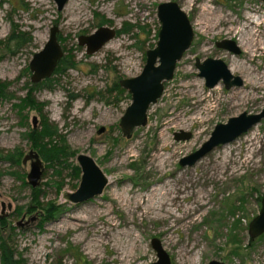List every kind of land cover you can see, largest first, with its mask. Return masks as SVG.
Masks as SVG:
<instances>
[{
  "label": "rangeland",
  "instance_id": "1",
  "mask_svg": "<svg viewBox=\"0 0 264 264\" xmlns=\"http://www.w3.org/2000/svg\"><path fill=\"white\" fill-rule=\"evenodd\" d=\"M166 2L177 3L186 13L194 39L177 63L172 80L164 84L162 96L150 106L146 125L124 139L118 123L131 101L111 89L120 80L141 73L146 51L157 42V7ZM101 23L105 25L99 26ZM53 26L59 29L63 58L74 61L75 68L53 76L52 89L35 93L43 110L40 114L26 110L24 122L12 106L15 101L0 100V217L7 222L4 236L14 228L18 263L152 264L157 260L151 247L155 238L171 264H208L212 260L264 264V234L254 240L248 235L249 223L260 211L264 192V119L234 142L215 148L194 166L179 165L183 157L208 140L216 125L263 109L264 88L255 95L247 84L264 73V3L68 0L57 11L53 0H0V43H5L13 29L32 37L31 45L15 54L0 45V82L10 83L16 97L26 95L25 84L30 83L31 76L29 62L47 42ZM125 26H131V31L116 34L91 56L77 44L80 36L91 35L100 27L118 33ZM256 30L262 35L251 37V43L245 34ZM221 40L234 41L240 54L216 48ZM197 59H220L228 68L233 64L236 70L230 72L242 79V86L226 90L219 82L221 91L214 89L217 85L206 88L195 67ZM261 79L257 81L261 83ZM73 96L77 97L70 99ZM43 119L54 131L53 144L67 154L61 164L45 161L26 140L25 133L46 125L42 126ZM101 128L104 132L99 134ZM179 131L191 133V139L176 142L173 134ZM30 151L36 152L42 162L38 202L58 207L56 217L44 225L40 210L31 203L27 183L30 162L22 164ZM12 155H21L19 165L4 161ZM78 155L92 158L108 184L101 195L72 204L65 196L79 186L80 175L73 174ZM173 187L186 190L172 203L176 192ZM194 200L203 202V208L186 217ZM177 216L186 218L177 222ZM73 223L82 227L75 229Z\"/></svg>",
  "mask_w": 264,
  "mask_h": 264
},
{
  "label": "water",
  "instance_id": "2",
  "mask_svg": "<svg viewBox=\"0 0 264 264\" xmlns=\"http://www.w3.org/2000/svg\"><path fill=\"white\" fill-rule=\"evenodd\" d=\"M57 11H61L68 0H53ZM264 3V0H257ZM160 29L155 46L145 53V65L141 73L130 79L119 81V86L130 96V105L120 118L118 127L121 136L129 139L136 128L144 127L147 122V113L151 105L157 103L163 94L164 84L172 80L177 63L190 48L194 39L191 23L186 13L175 2H166L158 5L156 12ZM59 29L53 26L49 38L42 49L33 54L28 69L31 73L30 82L38 84L50 79L58 64L63 58V52L58 41ZM116 37V31L107 27H100L88 36L78 38V46L85 47L86 55H93L101 50L109 41ZM216 48L226 50L233 55H239L238 45L231 40L216 42ZM199 77L204 79L208 89L214 88L221 82L226 90L241 87L240 77L231 74L228 66L220 59H206L195 61ZM264 119V107L256 114L242 113L237 117L229 118L226 123L218 124L212 130L208 140L196 151L183 157L179 161L180 167H192L219 146L234 142L240 136ZM35 121H33L34 123ZM104 129L99 130V134ZM191 133L179 131L173 134L174 140L188 141ZM30 162V171L27 174V183L31 188H37L42 176V162L36 152L30 151L22 159V164ZM80 169L78 188L65 196L72 204H82L102 194L108 184L107 178L95 161L87 155H78L76 158ZM10 205L8 209L10 210ZM2 218V217H0ZM264 234V192L261 197V207L258 215L249 223L248 235L254 240ZM151 247L156 253V261L152 264H171L168 254L164 251L158 239H152ZM208 264H223L212 260Z\"/></svg>",
  "mask_w": 264,
  "mask_h": 264
},
{
  "label": "trees",
  "instance_id": "3",
  "mask_svg": "<svg viewBox=\"0 0 264 264\" xmlns=\"http://www.w3.org/2000/svg\"><path fill=\"white\" fill-rule=\"evenodd\" d=\"M104 23L99 24V26H104ZM132 29L131 26L124 27L118 31L117 34L121 35L124 33L130 32ZM157 40V37H155ZM32 43V37L30 33L19 31L18 29H13L10 36L6 39L5 43L1 42L0 45L7 50V52L11 54H15L16 52L26 48L27 46L31 45ZM12 47H11V45ZM75 68L74 61H69L68 59L62 58L60 63L58 64L57 68L55 69V72L53 76L58 74H63L67 70H71ZM53 76L48 79L44 80L38 84H32L26 83L25 89H26V95L23 98L16 97L11 91H10V83H3L0 82V100L3 101H15L13 103V107L17 112V115L20 117V120L23 122L26 121V116L24 115L26 110L28 111H36L40 114V112L43 110V104L38 103L35 99V93L40 90L45 89H52L54 79ZM113 91H116L118 95L125 96V98L130 99V96L126 93L125 90L120 88L119 82L115 83L112 87ZM77 96H73L70 99H75ZM46 124V120L43 119L42 126ZM50 125L46 124L43 126V128L38 129H31L26 134V140L29 142L31 148L39 153V155L48 162L55 163V164H61V159L64 158L67 154L65 153L64 149L59 147L56 148V145L53 144L52 137L54 136V131L52 128L49 127ZM45 139H49L48 142H45ZM53 147L52 149H49L50 147ZM21 155L15 156H9L4 161L13 164V165H19L21 159ZM74 175L79 176L80 175V169L79 167L74 168ZM41 197V193L39 191V188H31V200L37 210L42 214L41 224H46L47 222L52 221L58 212V207L55 206L53 203H40L38 202L39 198ZM39 209V210H38ZM7 222L5 219L0 218V264H19L18 261L15 258V245L13 242L12 234L14 233V228H11L9 231V234L7 236H4V232L6 231Z\"/></svg>",
  "mask_w": 264,
  "mask_h": 264
},
{
  "label": "bare ground",
  "instance_id": "4",
  "mask_svg": "<svg viewBox=\"0 0 264 264\" xmlns=\"http://www.w3.org/2000/svg\"><path fill=\"white\" fill-rule=\"evenodd\" d=\"M213 15V14H212ZM219 20H220V18H218ZM221 21V20H220ZM226 21V20H225ZM248 21V20H247ZM210 22V21H209ZM221 23V22H220ZM248 23V22H247ZM212 24V23H211ZM204 25V24H203ZM249 25H250V23H249ZM199 26V25H198ZM201 26V25H200ZM205 27V26H204ZM207 27V26H206ZM205 27V28H206ZM211 27V26H210ZM214 27V26H213ZM203 28V27H202ZM245 28V27H244ZM210 29V28H209ZM249 29V28H248ZM253 29V28H252ZM212 30V29H211ZM245 30V29H244ZM246 31V30H245ZM242 33V32H241ZM244 33V32H243ZM246 36H248V40L251 42L252 41V39H251V37H258V38H260V36L262 35H260V33L256 30V31H254V32H252V33H250V31H247V33L245 34ZM243 37V36H242ZM247 39V38H246ZM254 41H257L258 42V40H257V38H255V40ZM241 42V41H240ZM243 42V41H242ZM260 42V41H259ZM252 43V42H251ZM256 43V42H255ZM258 44V43H257ZM252 45V44H251ZM262 50V49H261ZM229 70H231L232 72L234 71V70H236V67L232 64V65H230L229 66ZM253 73V72H252ZM259 73H261V72H259ZM254 74V73H253ZM248 76V75H247ZM249 76H250V74H249ZM255 76V75H254ZM264 78V73L263 74H260L259 76H258V78H257V80L258 79H261V78ZM249 78V77H248ZM257 80H254V81H252V80H250L252 83H248L247 81V86H248V90L249 89H251V91H253L254 92V94L255 95H258L257 94V92L258 91H261L263 88H264V79H263V81L261 82V83H259ZM262 80V79H261ZM189 82V81H188ZM181 84V83H180ZM179 84V85H180ZM187 84V86H188V83H186ZM191 84V83H190ZM190 86H193L194 87V85H190ZM189 86V87H190ZM246 86V87H247ZM180 87V86H179ZM181 87H182V85H181ZM183 87H185V86H183ZM189 87H187V88H189ZM190 89V88H189ZM194 89H195V87H194ZM214 89H216V90H220V86L219 85H217ZM246 89V88H245ZM184 90V89H183ZM197 91V90H196ZM221 91V90H220ZM239 91V90H238ZM242 91V90H241ZM250 91V92H251ZM187 93H188V91H187ZM195 93V92H194ZM240 93V92H239ZM193 94V93H192ZM236 94V93H235ZM191 95V94H190ZM200 95V94H199ZM238 95V94H237ZM237 95H236V97H237ZM244 95V94H243ZM193 96V95H192ZM191 96V97H192ZM241 96V95H240ZM211 97V96H210ZM253 97H255V96H253ZM197 98V97H196ZM202 98V97H201ZM205 98V97H204ZM261 98V97H260ZM256 99V98H255ZM258 99V98H257ZM199 102V101H198ZM197 103V102H196ZM199 104V103H198ZM231 105V104H230ZM230 108V107H229ZM234 108V107H233ZM263 157V156H262ZM164 161V160H163ZM162 164H164V162L162 163ZM212 166H214V165H212ZM209 168V167H208ZM212 169V168H211ZM211 171V170H210ZM209 171V172H210ZM207 172V171H206ZM213 172V171H212ZM208 173V172H207ZM211 176V175H210ZM209 177V176H208ZM187 179H189V178H187ZM186 179V180H187ZM191 179V178H190ZM178 180V179H177ZM196 180V179H195ZM197 181H198V179H197ZM199 182H200V180H199ZM184 184V183H183ZM193 184V183H192ZM191 185V184H190ZM176 186V185H175ZM186 186V185H185ZM166 187V185L165 186H163V189ZM168 187V186H167ZM188 187H189V185H188ZM195 187V186H194ZM193 187V188H194ZM202 188V187H201ZM162 189V188H161ZM173 189L176 191H173V192H175V193H173L174 194V196H172V198H171V200H170V198H169V200L173 203L174 201H178L179 200V198H182V197H180L182 194H185V190L186 189H183V188H179L178 189V187H173ZM197 189H199V188H197ZM204 190V189H203ZM207 190V189H206ZM165 191V190H164ZM166 192V191H165ZM202 192V191H201ZM205 192V191H204ZM189 193H190V191H189ZM203 193V192H202ZM204 194V193H203ZM207 194V193H206ZM167 195V194H166ZM160 196V195H159ZM163 196V195H162ZM161 196V197H162ZM167 196H169V195H167ZM187 196V195H186ZM200 196V195H199ZM204 196V195H203ZM208 196V195H207ZM155 197V195L153 196V198ZM192 197V196H191ZM190 197V198H191ZM206 197V196H205ZM159 199V198H158ZM192 199V198H191ZM205 199V198H204ZM154 200V199H153ZM201 200V199H200ZM157 201V200H156ZM207 201V200H206ZM171 202H169V203H171ZM209 202V201H208ZM149 203H151V202H149ZM203 203V202H202ZM202 203H200V201H195L194 200V202L191 204V208H188L187 209V211H189V213L186 215V213H185V215H186V217L187 216H189L190 215V217L192 216V214H194V213H196V212H199V211H201V208H203V204ZM152 204H153V202H152ZM151 204V206H150V208H152V205ZM156 204H157V202H156ZM159 204V203H158ZM165 204V203H164ZM163 204V205H164ZM176 204V203H175ZM202 204V205H201ZM209 204V203H208ZM150 205V204H149ZM166 205V204H165ZM157 206V205H156ZM162 206V205H161ZM173 206V205H172ZM206 206V205H205ZM139 207V206H138ZM149 206H147V208H148ZM164 207V206H163ZM166 207V206H165ZM169 207V206H168ZM190 207V206H189ZM162 208V207H161ZM154 209V208H153ZM151 210V209H150ZM204 210V209H203ZM147 211V210H146ZM154 211V210H153ZM163 211H165V210H163ZM169 211V210H168ZM171 211V210H170ZM195 211V212H194ZM143 212H144V210H143ZM152 212V211H151ZM156 211H154V213H155ZM159 212H161V211H159ZM183 212V211H182ZM185 212H186V210H185ZM146 213V212H145ZM166 213H168L169 214V212H167L166 211ZM173 213V212H172ZM149 214V213H148ZM147 214V215H148ZM174 214V213H173ZM172 214V215H173ZM163 215V214H162ZM175 215V214H174ZM154 216V215H153ZM168 216H171V215H168ZM180 216V215H179ZM199 216V215H198ZM157 217V216H156ZM186 217H184V216H182L181 218H178V216H177V219L175 220V221H183ZM190 217H188V218H190ZM169 218V217H168ZM172 218H173V216H172ZM171 218V219H172ZM174 218H175V216H174ZM173 218V219H174ZM72 219L76 222V221H78V219L77 218H75V217H72ZM166 219V218H165ZM194 219V218H193ZM161 220V219H160ZM189 220H191V219H189ZM195 220V219H194ZM109 221V220H108ZM111 221V220H110ZM162 221H164V219L162 220ZM172 221V220H171ZM192 221V220H191ZM176 222V223H177ZM167 223H168V221H167ZM188 223V222H187ZM187 223H184V224H187ZM190 223V222H189ZM174 224V223H173ZM181 224V223H180ZM192 224V223H191ZM81 225V224H80ZM79 224H77V223H73V226H74V228L75 229H80L82 226H80ZM169 225V224H168ZM115 226V225H114ZM166 226V225H165ZM164 226V227H165ZM184 226H186V225H184ZM167 227V226H166ZM176 227V226H175ZM113 228V227H112ZM73 229V228H72ZM166 230V229H165ZM170 235V234H169ZM104 236V235H103ZM166 236V235H165ZM167 237V236H166ZM166 239H168V238H166ZM169 241V240H168ZM168 243V242H167ZM169 243H172V242H169ZM183 244V243H182ZM193 244V243H192ZM195 245V244H194ZM185 246H187V245H185ZM184 245H183V247H185ZM182 247V246H181ZM182 247V248H183ZM135 248V247H134ZM193 248V247H192ZM191 249V248H190ZM194 249V248H193ZM132 250H130V253H132L131 252ZM179 252H181V251H179ZM194 252V251H193ZM184 253V252H183ZM182 254V253H181ZM194 254V253H193ZM182 256V255H181ZM185 257V256H184ZM189 257V256H188ZM192 257V256H191ZM180 258H182V257H180ZM179 258V259H180ZM186 258V257H185ZM137 259H138V257H137ZM187 259V258H186ZM140 260V259H139ZM136 261H134L133 262V264L135 263ZM182 262V261H181ZM183 264V263H182Z\"/></svg>",
  "mask_w": 264,
  "mask_h": 264
},
{
  "label": "flooded vegetation",
  "instance_id": "5",
  "mask_svg": "<svg viewBox=\"0 0 264 264\" xmlns=\"http://www.w3.org/2000/svg\"><path fill=\"white\" fill-rule=\"evenodd\" d=\"M116 34H117V32H116ZM216 47V46H215Z\"/></svg>",
  "mask_w": 264,
  "mask_h": 264
}]
</instances>
